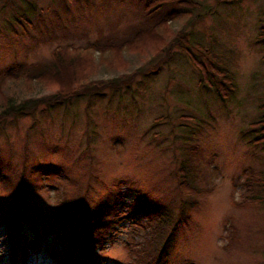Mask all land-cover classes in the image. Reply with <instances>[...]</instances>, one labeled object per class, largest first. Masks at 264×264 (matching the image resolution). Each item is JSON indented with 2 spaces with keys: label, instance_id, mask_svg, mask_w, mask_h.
Returning a JSON list of instances; mask_svg holds the SVG:
<instances>
[{
  "label": "rangeland",
  "instance_id": "374dc122",
  "mask_svg": "<svg viewBox=\"0 0 264 264\" xmlns=\"http://www.w3.org/2000/svg\"><path fill=\"white\" fill-rule=\"evenodd\" d=\"M148 1L0 0V73L16 62L50 59L63 44L85 47L102 37L133 36L148 18ZM197 1L202 7L194 14L170 22L171 30L185 31V39L158 54L142 41L125 51L127 64L122 57L113 65L111 53L104 59L92 49V79L103 82L100 96L94 91L52 105L45 102L51 90L37 87L40 103L33 111L0 121V175H8L14 185L24 172L37 184L22 204L25 229L32 210L50 213L58 198L78 191L89 206L112 199L113 208L118 205L128 218L112 222L104 216L93 229L102 235L98 247L104 248L109 264H130L128 239L142 238L135 222L145 221L156 205L172 204L177 210L188 197L180 190L178 168L189 160L200 168V182L194 186L214 191L189 199L192 217L179 225L166 254L169 263L264 264V205L232 199L236 190L242 191L241 174L247 166L264 173V144L246 138L250 124L264 114V0ZM18 3L22 8L32 5V14L14 18ZM176 7L173 3L159 13ZM203 12L207 16L196 17ZM244 29L261 59L242 80L235 71L234 41ZM161 31L166 41L177 34ZM187 49L205 64L210 83ZM223 71L234 81L227 100L216 86ZM7 78L0 103L5 93L22 88ZM52 167L58 172L48 177ZM9 183L0 177V202L13 199ZM141 197H148L145 212L134 208ZM47 238L45 245L31 248L25 264H59ZM12 251L0 220V264H11Z\"/></svg>",
  "mask_w": 264,
  "mask_h": 264
},
{
  "label": "trees",
  "instance_id": "16d2710c",
  "mask_svg": "<svg viewBox=\"0 0 264 264\" xmlns=\"http://www.w3.org/2000/svg\"><path fill=\"white\" fill-rule=\"evenodd\" d=\"M173 3L177 4L176 8L167 14L159 13L161 9ZM200 5V1L197 0H149L145 7L148 18L137 27L133 36L126 35L119 39L102 37L93 42L91 41L85 47L76 48L67 43L55 48L50 59L14 63L0 73V88L5 79H8L7 75L11 77L13 83H19L22 88L19 92L12 91L2 96L0 121L10 116H26L33 111L36 105L40 103L38 98L35 97L37 87H45L51 90V93L45 97V102L52 105L62 102L65 104L66 100L71 96L87 93L92 95L94 91H96L95 95L100 96L99 87L102 86L103 82L92 79V74L96 69L95 64L89 61L92 56L90 54L92 49L98 51L104 59L107 57V53H111L112 57L109 60L113 62V65L115 62H121L120 58L122 57L126 58L122 61V64L128 63L129 59L125 56V51H133V49L140 46L142 41L145 44H150L152 50L154 49L158 54L160 51L170 47L172 43L178 41V44L185 39V31L179 32V34L176 30H171L170 22L194 14L197 9L202 7ZM23 6L22 8L19 4L15 8L17 13L14 18L17 20L22 18V16L32 14L30 12L32 5L26 3ZM203 14L207 16L208 13L203 12L197 14L196 17L200 18ZM157 16L159 18L155 20L153 17ZM161 28L163 30L168 28L170 32L177 34L172 38V41H166V35L161 31ZM175 53L176 51L173 50V55ZM187 53H189L193 63L201 71L204 80H207L209 73L205 68V64L196 58L192 50L187 49ZM227 72L223 71L224 77L216 85L218 86L217 92L225 100L229 99L228 96L231 95L229 89H232L231 86L234 83ZM207 81L209 82V80ZM1 91L3 93L5 90L0 89ZM92 104L91 100H89V108L92 107ZM246 138L252 144H264V114L259 117L258 121L250 124L249 134H247ZM199 169L197 165L193 162L190 163L189 160L188 164L187 161H183L179 165V187L188 197H186L185 201L183 200L177 210L169 203H166L169 206L165 204L156 205L155 211L150 210L153 212L148 211L149 213H146L143 223L141 221L135 222L141 228L139 233L142 234V238L139 240H135L133 237L128 239L131 254L130 264H171L168 260L170 257H167L171 252V243L179 233V225L184 224L192 217L189 211V199L210 194L214 191L212 187L194 186V181L198 182L200 178L198 175ZM57 170L56 167H52L47 171L46 175L48 177L56 176ZM241 176L243 180L240 182L242 185V200L240 204L251 203L263 206L264 173L256 171L252 165H249ZM0 177H5L9 180V187L13 197L8 203L0 202V218L7 228L11 248L14 250L12 251L14 252L12 257L16 255L13 261H17L19 256L25 257L31 248L40 247L42 244L45 245L47 237H50L53 243L49 248L51 253L57 256L60 264H109L107 257L102 254L105 251L104 248L101 245L98 247L102 235L94 232L93 223L96 220L103 219L104 216L111 217L112 222H121L128 218L122 213L123 209H117L118 205L113 208L112 199L108 200L107 203L97 202L95 205L89 206L90 202L85 201V194L83 196L82 192L78 191L80 190L79 188L78 192L70 197L64 196L61 200L58 198L55 209L50 213L40 214L32 210V215L25 229V208L23 210L22 204L25 201L27 202V199L34 194V186L36 189L37 184L33 183L30 176L24 172L21 173L20 178L14 185L8 175L3 174ZM54 184L57 187L59 185L58 183ZM234 185L236 186L235 183ZM195 199L197 198L193 200ZM147 202L148 197H141L139 205L134 208L136 210L140 208L144 211L147 207ZM113 231H116V229ZM151 251L153 255L148 257Z\"/></svg>",
  "mask_w": 264,
  "mask_h": 264
},
{
  "label": "clouds",
  "instance_id": "9594fccd",
  "mask_svg": "<svg viewBox=\"0 0 264 264\" xmlns=\"http://www.w3.org/2000/svg\"><path fill=\"white\" fill-rule=\"evenodd\" d=\"M234 48L238 54L235 65V71L240 79H245L257 68L261 59L260 56L252 49L249 40V32L247 29L241 31L234 41ZM223 179V177H221ZM230 182V181H229ZM242 197V191L236 190L232 199L238 202ZM227 212V209H224Z\"/></svg>",
  "mask_w": 264,
  "mask_h": 264
}]
</instances>
